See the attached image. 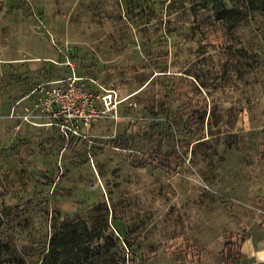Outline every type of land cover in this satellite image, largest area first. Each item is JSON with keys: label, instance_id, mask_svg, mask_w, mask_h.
<instances>
[{"label": "rangeland", "instance_id": "rangeland-1", "mask_svg": "<svg viewBox=\"0 0 264 264\" xmlns=\"http://www.w3.org/2000/svg\"><path fill=\"white\" fill-rule=\"evenodd\" d=\"M72 74L120 100L89 139L32 123L35 86ZM249 233L264 0H0V264H233Z\"/></svg>", "mask_w": 264, "mask_h": 264}, {"label": "built area", "instance_id": "built-area-1", "mask_svg": "<svg viewBox=\"0 0 264 264\" xmlns=\"http://www.w3.org/2000/svg\"><path fill=\"white\" fill-rule=\"evenodd\" d=\"M31 94L36 95L32 112L38 119H44L43 122L32 123L55 127L65 139H89L94 123L115 117L120 103L113 89L102 88L93 92L75 74L39 83Z\"/></svg>", "mask_w": 264, "mask_h": 264}, {"label": "crops", "instance_id": "crops-1", "mask_svg": "<svg viewBox=\"0 0 264 264\" xmlns=\"http://www.w3.org/2000/svg\"><path fill=\"white\" fill-rule=\"evenodd\" d=\"M225 244L226 243L224 242L222 246V254L225 250ZM237 251H239V253L241 254L240 258L243 259L245 258V260L247 261L251 260L254 262L253 264H264V233L262 234L249 233L246 237L241 236L239 239V247ZM223 261L225 263H232V262H226L225 260ZM207 264H218V263L212 260Z\"/></svg>", "mask_w": 264, "mask_h": 264}, {"label": "trees", "instance_id": "trees-1", "mask_svg": "<svg viewBox=\"0 0 264 264\" xmlns=\"http://www.w3.org/2000/svg\"><path fill=\"white\" fill-rule=\"evenodd\" d=\"M216 2V0H213ZM54 239H51L49 242V245L51 247H53L54 245ZM241 257V254L239 253V251H235L231 245H229L228 243L225 244V250L222 254V258L226 261V262H232L235 263L237 260H239Z\"/></svg>", "mask_w": 264, "mask_h": 264}]
</instances>
